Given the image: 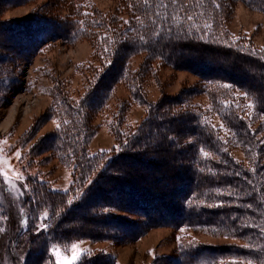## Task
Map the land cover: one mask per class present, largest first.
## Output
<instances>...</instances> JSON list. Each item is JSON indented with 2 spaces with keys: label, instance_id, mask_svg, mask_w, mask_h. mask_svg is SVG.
Wrapping results in <instances>:
<instances>
[{
  "label": "trees",
  "instance_id": "obj_1",
  "mask_svg": "<svg viewBox=\"0 0 264 264\" xmlns=\"http://www.w3.org/2000/svg\"><path fill=\"white\" fill-rule=\"evenodd\" d=\"M236 1L264 13V0H119L128 17L124 21L88 9L85 0H51L46 11L0 21V52H5L0 64L29 61L48 41L88 39L104 68L77 103L61 94L54 105L63 123L48 140L58 158L73 164V182L65 192L33 182L22 205L28 227L6 248L14 264H50L53 245L127 240L159 225L201 227L241 242L189 244L172 258L174 264H264V49L228 33ZM11 2L0 0V5ZM138 55H143L141 67L132 70L128 61ZM155 62L186 68L199 79L177 96L150 102L140 84ZM17 75L0 73V89L15 84ZM121 83L146 113L136 126L125 128L128 102L120 104L108 124L115 147L91 155L89 115L104 108ZM201 95L208 101L204 109L192 103ZM234 147L245 160L232 155ZM158 160L170 169L154 174ZM167 177L169 185L162 182ZM156 184L160 187L153 188ZM45 211L48 227L36 232L37 215ZM111 263L107 255L90 252L75 262Z\"/></svg>",
  "mask_w": 264,
  "mask_h": 264
},
{
  "label": "rangeland",
  "instance_id": "obj_2",
  "mask_svg": "<svg viewBox=\"0 0 264 264\" xmlns=\"http://www.w3.org/2000/svg\"><path fill=\"white\" fill-rule=\"evenodd\" d=\"M50 3L51 0H12L9 5H0V21L25 18L32 12L40 13L41 8L46 11ZM85 3L88 9L99 11L102 15H114L124 21L128 18L119 0H85ZM226 29L234 39L250 43L253 48L264 49V13L261 11L240 1L234 2ZM91 43L88 39L73 43H63L56 39L34 51L29 61H20L17 65L0 64V73L8 70L13 75L18 74L15 84L0 89V264H14L6 248L20 231L28 227L22 205L30 196L33 182H44L51 190L63 192L71 188L73 164L58 158L57 152L50 146L48 136L60 130L63 123L53 110L59 95L65 94L71 102L77 103L88 83L104 69L97 55H94ZM142 59L143 55L134 56L129 59L128 66L137 70L141 67ZM142 79V94L146 100L155 102L162 96L173 97L182 90L184 92L198 81L199 76L186 68L173 69L155 62ZM127 102L122 114L123 126L133 128L143 119L146 107L132 99L123 83L115 87L104 108L89 115V125L93 131L86 146L91 155L115 147V137L109 131L108 124L114 120L120 104ZM192 103L203 109L208 105L202 95ZM212 120L214 125H218L216 118ZM232 150L237 160H245L239 147ZM17 152L20 158H17ZM160 169L170 167L166 161L158 160L154 174H158ZM45 212L37 215L36 232L40 231L37 225L41 224L39 218ZM114 214L138 221L136 217L121 211H115ZM47 221L48 216L46 224ZM24 240H28V237ZM72 244H76L83 253L107 255L111 264H174L172 258L189 244L225 246L239 245L241 242L227 235L211 234L208 229L201 227L173 228L170 225H159L132 239H81L69 245H53L50 249L58 247L63 255L64 249L70 248ZM66 254L70 259L71 252ZM25 257L22 255L23 260ZM51 258L55 260L54 256ZM214 262L203 264H217Z\"/></svg>",
  "mask_w": 264,
  "mask_h": 264
},
{
  "label": "snow or ice",
  "instance_id": "obj_3",
  "mask_svg": "<svg viewBox=\"0 0 264 264\" xmlns=\"http://www.w3.org/2000/svg\"><path fill=\"white\" fill-rule=\"evenodd\" d=\"M85 15H87V14H85ZM186 18L188 20L193 19V17H191V16H187ZM208 27H210V26L209 25L204 26L205 29H207ZM202 39H203V37H202ZM224 87H230V85H224ZM247 95L248 94L246 93L245 97H247ZM229 106H231V105H229ZM248 106L253 107L252 104H249ZM222 127H223V125H222ZM201 152H203L205 157H208V153L205 150L201 149ZM16 155H17V158H20V154L18 152L16 153ZM54 191H58V190L54 189ZM64 191H67V190L65 189ZM69 203H71V201H69ZM47 216H48V214L45 212L44 215L39 218L41 220V224L37 225V228L39 230H46L47 229L48 225L45 223V221L47 220ZM234 230L235 229H233V231ZM68 251L71 252V258L70 259H69L68 255L66 254ZM64 252H65V254L62 255L61 250L58 247H54L51 250V253H52V256L55 257V260L54 261L50 260V264H75V262H77L81 258V256L84 255V253L80 251V249L78 248V246L76 244H72L70 246V248L66 247L64 249ZM233 264H235V261H233Z\"/></svg>",
  "mask_w": 264,
  "mask_h": 264
},
{
  "label": "bare ground",
  "instance_id": "obj_4",
  "mask_svg": "<svg viewBox=\"0 0 264 264\" xmlns=\"http://www.w3.org/2000/svg\"><path fill=\"white\" fill-rule=\"evenodd\" d=\"M20 31H21V30H20ZM18 32H19V31H18ZM56 32H58V31H55V33H56ZM17 34H18V33H17ZM24 41H25V40H24ZM19 42H20V41H19ZM10 44H12V43H10ZM22 44H23V43H22ZM29 44H31V43H29ZM22 47H23V46H22ZM24 47H25V46H24ZM27 47H28V46H27ZM19 49H20V48H19ZM23 49H24V48H22L21 50H23ZM24 50H25V49H24ZM24 54H25V53H24ZM25 56H26V55H25ZM159 179H160V178H159ZM162 182H163L164 184H165V183H168V185H169V184L172 183V180H170V178L167 177V178H164V179L162 178ZM157 186L160 187V185H157V184H156V185H155V188H156ZM160 189H161V188H160ZM158 191H159V190H158ZM160 191H162V190H160ZM160 191H159V192H160ZM165 192H166V191H165ZM161 193H162V192H161ZM163 193H164V191H163ZM159 194H160V193H159ZM161 195H162V194H161ZM162 197H163V196H162ZM127 198H128V197H127ZM157 198H158V197H157ZM157 198H155V199H157ZM161 199H162V198H161ZM169 199H171V197H170ZM169 199H168V200H169ZM168 200H167V201H168ZM162 201H164V200H162ZM130 202H131V201H130ZM130 202H129V204H130ZM155 202H156V201H155ZM172 202H173V201H172ZM166 203H167V202H166ZM146 204H147V203H146ZM153 204L155 205L156 203H153ZM167 204H168V203H167ZM133 205H134V204H133ZM150 205H151V203H150ZM125 206H126V204H125ZM135 206H136V204H135ZM151 206H152V205H151ZM145 207H148V206H145ZM169 207H170V206H169ZM139 208H140V207H138V209H139ZM152 208H153V207H152ZM167 208H168V207H166V209H167ZM145 209H146V208H145ZM145 209H144V210H145ZM168 209H169V208H168ZM155 210H156V209H155ZM133 211H134V210H133ZM141 213H142V212H141ZM146 214H147V213H146ZM158 214H159V213H158ZM164 214H165V213H164ZM164 214H163V216H164ZM170 214H171V213H170ZM153 215H156V214H153ZM166 215H167V214H166ZM168 215H169V213H168ZM173 215H174V213H173ZM160 216H161V215H160ZM170 216H172V215H170ZM153 217H155V216H153ZM164 217H165V216H164ZM166 217H167V216H166ZM174 217H175V216H174ZM167 218H168V217H167ZM167 218H166V220H167ZM164 219H165V218H164ZM171 219H172V218H171ZM171 219H170V220H171ZM159 220H160V219H159ZM162 220H163V219H162ZM168 220H169V219H168ZM170 220H169V221H170ZM172 221H173V220H172ZM121 222H122V221H121ZM166 222H167V221H166ZM166 222H165V223H166ZM116 223H117V222H116ZM122 223H123V222H122ZM124 223H125V222H124ZM128 224H129V223H128ZM168 224H169V223H168ZM121 225H123V224H121ZM125 226L127 227V225H125ZM121 227H122V226H121ZM123 228H124V227H123ZM124 230H125V229H124Z\"/></svg>",
  "mask_w": 264,
  "mask_h": 264
}]
</instances>
